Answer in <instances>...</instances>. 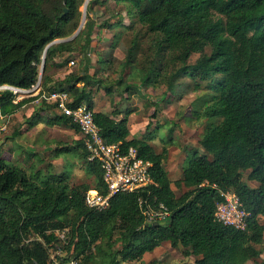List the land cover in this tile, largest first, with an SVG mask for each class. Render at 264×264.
Listing matches in <instances>:
<instances>
[{
  "label": "trees",
  "instance_id": "obj_1",
  "mask_svg": "<svg viewBox=\"0 0 264 264\" xmlns=\"http://www.w3.org/2000/svg\"><path fill=\"white\" fill-rule=\"evenodd\" d=\"M98 1L89 0L86 5L79 48L73 39L53 43L45 51L49 43L77 28L85 0H0V86L31 88L39 79L45 51L41 89L66 90L73 106L84 102L93 110L92 88L87 89L95 81L87 73L94 26L89 13ZM111 1L123 8L115 10L101 27H125L120 39L135 23L159 34L157 50L165 46L174 54L173 61L182 64L165 79L166 91L175 90L180 85L178 77L186 75L192 90L204 91L200 97L203 106L199 101L193 103L190 117L200 125L213 117L218 121L205 125L198 139L201 151L193 149L182 177L175 181L176 186L186 187L177 196L163 166L166 149L156 152L148 137L129 138L127 118L117 120L94 112L106 142L121 143L124 149L134 146L152 163V184L114 194L103 210L84 205V194L92 187L88 183L70 185L66 171L29 173L9 164L0 152V264H48L52 248H60L63 260L74 258L77 264H119L139 261L146 252L166 243L188 249L195 264L255 261L262 254L258 245L264 241V223L259 219L264 217V0ZM123 14L129 23H124ZM135 46L133 37L123 64H132L140 73L133 58ZM74 52L83 55L84 73L71 71L47 87L48 69L68 65L71 59L66 56ZM194 53L199 56L191 63L188 60ZM57 56L59 63L54 61ZM152 64L153 60L143 82L159 85V73ZM14 96L10 89L0 90L1 114L19 108L21 102L13 103ZM54 118L78 129L65 115ZM83 144L78 141L76 148L88 161ZM88 162L93 186L106 193L99 165ZM244 172L255 186L243 179ZM205 181L208 183L201 185ZM228 189L249 212L244 230L214 218L216 204L222 199L220 190ZM139 199L164 203L171 212L169 219L163 225L145 223ZM57 230L66 231L65 239L58 238ZM32 236L36 237L33 241Z\"/></svg>",
  "mask_w": 264,
  "mask_h": 264
},
{
  "label": "rangeland",
  "instance_id": "obj_2",
  "mask_svg": "<svg viewBox=\"0 0 264 264\" xmlns=\"http://www.w3.org/2000/svg\"><path fill=\"white\" fill-rule=\"evenodd\" d=\"M122 5H115L113 1L106 0L101 1L99 0L97 3L92 5V11L89 13V15L92 17L95 28H101L102 25L106 23V21L109 18V15L114 13V11H118L122 9ZM80 17L77 19L78 25L77 28L80 25L81 19H82V12H83V5L80 7ZM123 17L125 15L123 14ZM126 18V17H125ZM86 21V18H85ZM125 23H129L128 17L125 19ZM85 24V22H84ZM84 24L82 25L80 31L78 34L73 38L76 39L75 44L76 47L79 48L81 44L83 43V36L80 35L81 31L84 28ZM132 29L125 31L123 38H121V41L124 42L125 48H128L131 46V39L134 37L136 40V46L133 49V58L136 61V65L141 68V72H136L135 67L132 66V64H127V66L130 70V73L132 75L136 76V81L140 82V86L143 88V90H138V98H142L143 94H145V88L147 86V83L143 82V78L147 76V69L150 65V61L153 60L152 68L156 67V72L158 74V80L159 88H158V110L161 113L160 118L159 116H155V121L153 122L152 126L149 129V133L147 134L149 137H151V142L155 143L157 147H153L155 151L160 152L164 149V147L167 146V144H170L173 142L174 144L183 145L184 141L182 139H189L187 141L188 145H195L199 149L198 145V138L203 130L202 127H200L199 131H193L192 129L196 127V125H200L198 121L194 120L190 117L189 113L193 103H197L199 101V106H203V102L201 100V96L203 95L204 91H194L192 90V83L190 79L186 75H180L177 79V81L180 82V90L178 93H180L182 90V97H172L168 101V97H166V92H163L166 88V81L165 79L170 75L169 73H173L174 70H177L182 64L181 62L173 61L174 54L170 52L165 46L161 50H157V41H160V35L157 33H152L147 30L146 26H143L139 23H135L132 25ZM77 28L68 36L59 38L60 39H66L71 37L77 30ZM95 30L92 31V33ZM122 36V35H121ZM72 39V40H73ZM70 41V40H69ZM205 51L208 53L210 51L209 47L205 49ZM199 55L194 53L190 56L189 62H193ZM68 59H74L75 64L71 66H66V70L69 71H77L78 67H80V64L83 61V55H77L75 52L70 53L66 56ZM146 72V73H145ZM129 73V74H130ZM189 83L191 86H186L185 84ZM162 84V85H160ZM111 86V82L107 81L103 83V87H109ZM114 88H117L119 92L125 88L124 82H119L118 84L113 85ZM135 87V86H133ZM0 90H3L0 88ZM111 90V89H110ZM185 91V92H184ZM179 95V94H177ZM16 96V95H15ZM18 96V95H17ZM115 97V94L111 95ZM198 97V98H197ZM180 98H182L180 100ZM128 99L124 97L122 102H119L118 99H112V104L118 103V106L121 107V110L123 112H126L128 110V103L126 102ZM179 100L181 101L179 103ZM197 105V104H196ZM134 114L137 112L131 111ZM189 115V116H188ZM157 117V119H156ZM188 117L190 119L188 120ZM166 120V121H165ZM218 119L215 117L203 120L202 126H205L208 124V126H212L215 122H217ZM160 122V124H156ZM179 125H182V127H179ZM192 125V126H191ZM9 129L6 128L4 131L0 133V141L1 145L8 139ZM57 128H49L47 130H44V132H38L36 137L38 138L35 140L37 144L40 146H45L48 152L38 154L33 153L31 157H34L33 160H30V158L26 161H22V154L18 153V150L13 152L10 151L8 148H2L1 153L3 154V157L9 158L8 163L24 168L27 172H35L37 170L41 171L43 174L48 173H56L59 174L63 171H66V173L69 176L68 183L70 185H76L80 183H88L89 185L93 186L94 183V176L93 174L88 170L89 162L85 161V159L80 156L79 154L75 153L74 151H69L62 153L59 157L54 156L55 148L54 146H59L60 140L63 138L61 133L58 132ZM184 135V137H183ZM182 136V137H181ZM23 138V135L22 137ZM30 139V138H29ZM27 139V142L30 140ZM183 139V140H184ZM34 140V139H33ZM66 147V146H63ZM175 148V147H174ZM16 149V147H15ZM36 149V148H33ZM42 149V148H41ZM58 151L59 148H56ZM193 149L192 148H186L182 151H179L176 155H179L182 158V164L181 167L185 165V162L187 158L191 155ZM201 151V149H200ZM17 153V154H16ZM172 156L173 159L175 158V154L173 152H170V154H167L166 157ZM7 160V159H6ZM66 160V163H65ZM179 165V164H178ZM178 174V168L171 174L172 181L176 180ZM243 179L248 182L251 186L254 184H251V181L247 179V173H243ZM174 186L175 194L178 196L181 193H183L186 190L185 186ZM260 221L264 223V217L260 216ZM117 235V234H115ZM116 237V236H115ZM35 236L31 237V240L35 239ZM262 249V254L259 258H257L255 261H249L248 264H264V241L263 244L258 245ZM151 253V252H148ZM195 257L189 254V250L178 246L177 248H172L168 243L162 244L157 250L152 251L151 254H146L142 257L139 261H120L119 264H151L155 261L157 264H195L194 263Z\"/></svg>",
  "mask_w": 264,
  "mask_h": 264
},
{
  "label": "crops",
  "instance_id": "obj_3",
  "mask_svg": "<svg viewBox=\"0 0 264 264\" xmlns=\"http://www.w3.org/2000/svg\"><path fill=\"white\" fill-rule=\"evenodd\" d=\"M125 19L126 18L124 17L123 18L124 23H125ZM124 29L125 27L123 26H115V25L111 28L101 27V28L93 29L95 31L91 35L92 40L90 47L88 48L90 62L88 64V71H87V73L90 76H92L95 80L90 86L87 87V89L92 88L93 111L102 112L117 120L122 119L124 117L127 118V127L130 131L129 138L141 139L143 137H148L149 143L153 147L154 146L157 147V145L154 142L153 143L151 142L150 140L151 137H149L147 134L149 133V129L152 126V124H154L153 123L155 121L154 117L158 115L160 118V114L164 111L163 110L160 113L158 110L159 85L148 83L145 88V94H143L142 98H138L137 91L143 90V88L140 86V82L136 81L137 75L135 74L132 75L130 73V70L127 69L129 67L123 64L125 60L126 48L124 45L125 43L121 41L120 36L123 33ZM54 61L56 63H59L61 61L60 56L55 57ZM66 66H70V65L68 64ZM66 66L65 65L54 66L48 69L47 73L50 77L49 78L50 80L47 83V87L53 86L57 81L64 79V77L71 72L65 69ZM74 72L78 75H82L84 73L83 65L80 64V67H78L77 71ZM97 80H99V82H97ZM107 81L111 82L110 88L103 87V83ZM119 82L122 83L124 82L125 84V88L121 90V92H119L117 88L113 87V85L118 84ZM177 84H180V82L177 81ZM77 85H81V84H77ZM179 90H180V85H178L175 88V90H173L172 92L166 91L165 88L163 92L166 93L163 94H166V97H168V101H169L172 97H176V96L178 98L182 97L181 95L183 90L180 93H178ZM113 94H115V97L111 96ZM124 97L128 99L126 102L129 104L128 110L126 112H123L121 110V107L118 106V103L112 104V99L116 98L118 99L119 102H122ZM15 98L17 100L16 102L13 101L15 100ZM181 99L182 98H180V100ZM13 100H12L13 103L21 102L19 108H17L14 111H9L5 114L0 113V125H6V127L9 129L8 139L2 145H1L2 141H0V152L2 148H8L10 149V151H12V153L18 150V153L22 154V158H23L22 161H26L29 158L30 160H33L34 157H31L33 153L37 152L40 155L42 153L48 152L47 149H45L46 148L45 146H40L35 142V140L39 136L38 135L36 137L38 132H44V130H47L49 128H57V130H59L58 132L62 134L61 136L63 138L60 140L58 147L54 146L55 148L54 156L59 157L62 153L69 151H74L75 153L79 154V150L81 149L80 148L77 149L76 145L78 144V141L83 142V136L79 131V129H73L69 126H65L68 124H62L59 121H55L54 117L56 115H61V114L58 111H56L52 105L46 104L45 102L38 100L36 96V91H33L27 95L14 96ZM180 100L179 103L181 102ZM134 110L137 112V114L131 112ZM156 124L159 125L160 122ZM179 127H182V125H179ZM200 127H202L204 130L205 126L196 125V127L193 128L192 130L197 132L199 131L197 129H199ZM203 130L202 132L201 131L199 132H201L202 134ZM22 135L23 138H21ZM27 139H29L30 141L27 142ZM183 139H182V141H184L183 145L174 144L173 142H171L170 144H167L166 147H164L166 149V153L163 159V166L168 173L170 186L173 189V191H174L173 183L175 184V181L182 177V168H183V166L181 167L182 158L180 157L179 159V155L177 156L176 154L179 151H182L183 149L185 150L186 148L194 149L195 147H198L195 145L187 146L188 144L187 141L189 139H184V140ZM60 147L64 148L65 150L66 149L68 150L57 151L56 148H60ZM170 152H173L175 154L174 159L172 156H168L169 158L166 157V155L170 154ZM1 155L3 157L2 153ZM6 159L8 161L9 158ZM177 168H178V174L176 178H174L176 180L172 181L171 174H173V172ZM251 184H254L253 186H255L257 183L255 181H251ZM181 185L184 186L183 184ZM158 248L154 249L153 251L157 250ZM151 253L146 252L145 254L147 256Z\"/></svg>",
  "mask_w": 264,
  "mask_h": 264
},
{
  "label": "built area",
  "instance_id": "obj_4",
  "mask_svg": "<svg viewBox=\"0 0 264 264\" xmlns=\"http://www.w3.org/2000/svg\"><path fill=\"white\" fill-rule=\"evenodd\" d=\"M68 64L74 65L75 60L71 59ZM2 89H10L16 96L36 91L38 100L52 105L56 111L69 117L71 122L77 125L83 136L84 147L88 153L87 159L99 165L102 182L106 189V193H102L95 187L86 190L83 203L88 208L103 210L109 206L110 199L114 194L134 192L153 183L150 175L152 163L141 157L134 146L124 149L121 143L106 142L94 120V111L88 108L84 102L73 106V99L66 90L43 91L41 79H38L29 89L13 86ZM13 101L16 102V98ZM6 128V125H0V133ZM206 183L208 182L205 181L201 185ZM212 186L216 187L215 184ZM220 196L222 199L217 202L214 210L215 220L235 229L244 230L249 212L244 208L236 193L229 189L220 190ZM138 205L145 223L165 222L171 214L162 202L151 204L145 199H139ZM65 232V230L55 231L61 240L65 239ZM49 254L50 262L48 264H77L74 258L63 260L64 252L60 248L50 249Z\"/></svg>",
  "mask_w": 264,
  "mask_h": 264
},
{
  "label": "water",
  "instance_id": "obj_5",
  "mask_svg": "<svg viewBox=\"0 0 264 264\" xmlns=\"http://www.w3.org/2000/svg\"><path fill=\"white\" fill-rule=\"evenodd\" d=\"M88 1H89V0H85V2H84V4H83L82 19H81L80 25H79V27L77 28L76 32H75L71 37H69V38L52 41L51 43H49V44L46 46L45 51H46V49H47V47H48L49 45H51V44H53V43H56V42L72 40V39L78 34V32L80 31L82 25H83L84 22H85V15H86L85 12H86V5H87ZM66 11H67V9H64V12H66ZM45 51H44V54H43V57H42V63H41V67H40V76H39V80L41 79V74H42L43 69H44ZM6 87H10V86H8V85H2V86H0V88H6ZM164 223H165L164 221L159 222V224H162V225H163Z\"/></svg>",
  "mask_w": 264,
  "mask_h": 264
}]
</instances>
